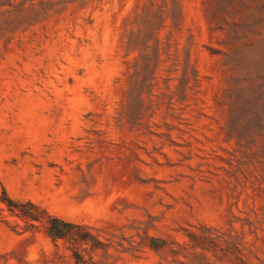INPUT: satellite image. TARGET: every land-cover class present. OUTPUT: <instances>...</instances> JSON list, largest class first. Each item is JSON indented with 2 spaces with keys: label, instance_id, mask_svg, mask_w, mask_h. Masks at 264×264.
I'll use <instances>...</instances> for the list:
<instances>
[{
  "label": "rangeland",
  "instance_id": "rangeland-1",
  "mask_svg": "<svg viewBox=\"0 0 264 264\" xmlns=\"http://www.w3.org/2000/svg\"><path fill=\"white\" fill-rule=\"evenodd\" d=\"M0 264H264V0H0Z\"/></svg>",
  "mask_w": 264,
  "mask_h": 264
},
{
  "label": "trees",
  "instance_id": "trees-1",
  "mask_svg": "<svg viewBox=\"0 0 264 264\" xmlns=\"http://www.w3.org/2000/svg\"><path fill=\"white\" fill-rule=\"evenodd\" d=\"M48 233L51 237L61 238L67 232V228L73 226L71 223L64 221L58 217H51L49 219Z\"/></svg>",
  "mask_w": 264,
  "mask_h": 264
}]
</instances>
